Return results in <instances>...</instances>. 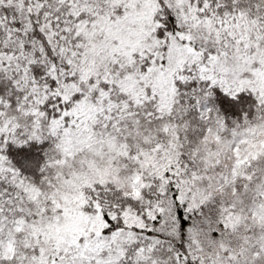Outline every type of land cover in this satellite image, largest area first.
Segmentation results:
<instances>
[{"label":"snow or ice","instance_id":"obj_1","mask_svg":"<svg viewBox=\"0 0 264 264\" xmlns=\"http://www.w3.org/2000/svg\"><path fill=\"white\" fill-rule=\"evenodd\" d=\"M0 264H264V0H0Z\"/></svg>","mask_w":264,"mask_h":264}]
</instances>
